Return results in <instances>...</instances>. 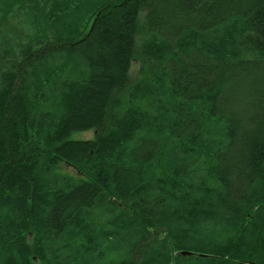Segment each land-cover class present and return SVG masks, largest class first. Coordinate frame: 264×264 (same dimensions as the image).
I'll use <instances>...</instances> for the list:
<instances>
[{
	"label": "trees",
	"instance_id": "trees-1",
	"mask_svg": "<svg viewBox=\"0 0 264 264\" xmlns=\"http://www.w3.org/2000/svg\"><path fill=\"white\" fill-rule=\"evenodd\" d=\"M0 264H264V0H0Z\"/></svg>",
	"mask_w": 264,
	"mask_h": 264
},
{
	"label": "rangeland",
	"instance_id": "rangeland-1",
	"mask_svg": "<svg viewBox=\"0 0 264 264\" xmlns=\"http://www.w3.org/2000/svg\"><path fill=\"white\" fill-rule=\"evenodd\" d=\"M138 70V66H136V64L133 67V73H135V71ZM95 136L94 131H77L74 132L72 134V139H76V140H84V139H89V138H93ZM64 170L71 172L73 174H77V171L72 168V167H68L67 165L64 166Z\"/></svg>",
	"mask_w": 264,
	"mask_h": 264
},
{
	"label": "water",
	"instance_id": "water-1",
	"mask_svg": "<svg viewBox=\"0 0 264 264\" xmlns=\"http://www.w3.org/2000/svg\"><path fill=\"white\" fill-rule=\"evenodd\" d=\"M183 254H185V255H190V254H192V253H190V252H183Z\"/></svg>",
	"mask_w": 264,
	"mask_h": 264
},
{
	"label": "bare ground",
	"instance_id": "bare-ground-1",
	"mask_svg": "<svg viewBox=\"0 0 264 264\" xmlns=\"http://www.w3.org/2000/svg\"><path fill=\"white\" fill-rule=\"evenodd\" d=\"M211 175V174H210Z\"/></svg>",
	"mask_w": 264,
	"mask_h": 264
}]
</instances>
